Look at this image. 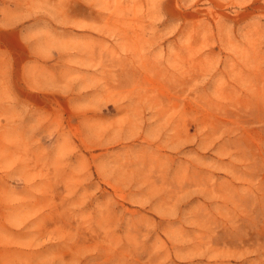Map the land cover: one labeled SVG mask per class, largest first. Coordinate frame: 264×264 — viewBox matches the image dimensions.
Segmentation results:
<instances>
[{"label": "rangeland", "instance_id": "374dc122", "mask_svg": "<svg viewBox=\"0 0 264 264\" xmlns=\"http://www.w3.org/2000/svg\"><path fill=\"white\" fill-rule=\"evenodd\" d=\"M0 264H264V0H0Z\"/></svg>", "mask_w": 264, "mask_h": 264}]
</instances>
